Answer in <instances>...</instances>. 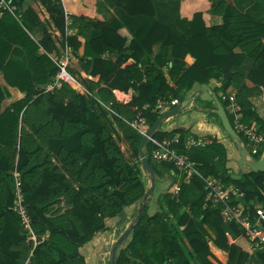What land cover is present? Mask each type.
Here are the masks:
<instances>
[{"label": "trees", "instance_id": "obj_1", "mask_svg": "<svg viewBox=\"0 0 264 264\" xmlns=\"http://www.w3.org/2000/svg\"><path fill=\"white\" fill-rule=\"evenodd\" d=\"M63 1L70 9V0H39L49 20L26 0H11L13 12L0 8V75L6 83H0V264H87L82 248L97 234L110 230L108 220L125 218L124 210L140 204L146 192L137 152L141 135L127 122L140 115L146 120L141 125L146 131L162 114L156 106L166 93L176 98L182 88L191 90L215 80L219 86L213 91L243 143L234 115L227 112L230 90L238 121L250 124L255 116V125L264 134V121L256 117L251 101L264 93V22L230 0H207L212 13L220 17L218 24L210 26L201 11L194 12L191 19L179 20L171 3L116 0L121 22L113 27L99 19L66 13ZM157 6L167 7L170 14L164 12L156 18ZM262 8L264 11V0ZM66 19L77 26L75 34H67ZM37 27L42 29L39 41L31 37ZM56 31L59 37L54 35ZM79 37L83 39L81 56L77 54L82 46ZM60 39L67 46L70 62L77 59L80 70L98 76L90 96L65 82L46 90L59 70L52 56L61 57L56 54L60 53ZM155 44L169 54L172 65L167 66L166 74L156 63L145 64ZM187 55L194 58L191 65L185 62ZM247 58L252 61L249 72L237 73ZM8 87L23 97L2 109L10 96ZM129 89L134 91L129 102L116 100L113 91L127 93ZM105 105L113 111L112 120L103 119ZM120 132L136 156L135 163L122 152ZM175 132L172 148L204 176L219 179L224 187H237L244 195L242 215L250 221L257 218L256 210L264 208V172L243 173L234 179L224 144L212 141L187 147L188 131ZM167 135L158 129L152 138L163 141ZM155 148L149 141L144 150L161 180L165 174L152 156ZM261 155L259 150L251 157L258 160ZM160 164L172 168L170 163ZM16 181L35 239L14 210ZM192 185L201 195L184 205ZM180 187L175 197V184L167 187L160 195L159 211L153 215L147 214L145 205L125 246L117 249L115 264H170L173 259L178 264L196 260L198 264H223L197 228L202 224L214 230L213 243L227 252L225 264H245L252 253L264 264V242L255 246L239 225L224 222L221 204L206 205V192L196 175ZM153 227L160 238L151 234ZM258 228L264 237V218ZM229 236L248 238L250 249L230 243ZM132 257L138 261L133 262Z\"/></svg>", "mask_w": 264, "mask_h": 264}, {"label": "crops", "instance_id": "obj_2", "mask_svg": "<svg viewBox=\"0 0 264 264\" xmlns=\"http://www.w3.org/2000/svg\"><path fill=\"white\" fill-rule=\"evenodd\" d=\"M212 1H213V3L214 2L216 3L220 0H212ZM230 1H232L234 4H236L238 6V8H240L241 10L248 12L254 19H256L260 22H264V11L262 8V0H230ZM115 2H116V0H70V9L66 8L64 1H63V4H64V9H65L66 13H74L76 15H83V16H87L89 18L99 19L101 21H105L108 24V26L110 25V26L114 27V26H117L121 22V18H120L118 10L116 8ZM157 2H159V4L171 3L172 6L175 7V9H173V12L176 13V18H178L179 20L191 19L194 12L201 11L203 13V18H204L207 26H210L212 24H218L220 22V17H217L212 13L211 2H209L207 0H179V1L178 0H157ZM155 3H156V0H155ZM26 4L32 5V6L36 5V7L38 6L40 9L39 10L40 16L42 18L49 20V15L45 11V9L40 5L39 0H26ZM157 8H158V6H157ZM164 12L170 14L171 10L168 9L167 7L163 8L162 6H160V8H158L156 18L160 17L162 15V13H164ZM66 29H67V34L73 35L77 32L76 31L77 26L72 25L69 19H66ZM120 33L129 37V34L125 29H121ZM54 35L59 37V33L57 31L54 32ZM41 36H42L41 27H37L31 33V37L35 41H39ZM78 40L82 43V46L77 50V54H78V56H81L83 54V39L79 37ZM58 49L60 52V53H56L58 55H60V54L62 55L64 53V51L67 49L65 42L61 39L58 40ZM71 52L72 51H70V53ZM168 55L169 54H167L166 49H164V47H162L161 44H155L152 48V54H151L150 58L147 61H145V64H148V63H154L155 64L156 63L162 69L164 74H166L167 73V66L170 67L172 65L171 62H168ZM185 62L187 65H191L194 62V58H192L190 55H187L185 58ZM251 65H252V61L247 58L244 61V63L242 64V66L236 70V72L240 73L242 75H247V73L249 72V70L251 68ZM68 70L77 79L79 86L83 90V92H81V93H86L87 95L90 96L91 95L90 91H91V89H93L92 84L94 82L98 81V79H99L98 76L94 77V76H91V75L87 74L86 72L80 70V67L78 66V63H77V59H71ZM0 83L2 85H6V83L3 80L1 75H0ZM170 83H171V81H170ZM171 84H173V83H171ZM208 86L213 90L214 87L219 86V83L216 82L215 80H211L210 83L208 84ZM199 87H200L199 85H196L191 90H186V89L182 88V89H180V92L176 98H172L171 93H166L165 97L160 99L157 103V104L161 103V105H162V108L159 111L160 112L163 111L161 113L164 114L166 111L173 109L174 107L179 105L181 103V101H183L185 98L192 97V96L196 95L197 92L199 91ZM8 90L10 92V96L5 99L2 109L11 105L14 102L20 100L23 97V94L15 88H9L8 87ZM113 93H114L115 98H116V96H118L121 99L124 98V101H122V102H125V103L129 102L131 100L132 96L134 95V91L132 89H129L127 93H123L120 91H113ZM233 94H234L233 90H230L229 96L232 97ZM175 99L177 100L178 104L172 106L171 101L175 100ZM116 100L119 101L117 98H116ZM212 101L213 100H212L211 95L208 92H203L199 97H197L194 101L191 102V105L188 108L181 111L176 116L162 121V123L158 129L163 131V132L168 133V135H167L168 137L166 140H169V141H173L176 138V132L175 131L177 129H182L184 131H188V133H189V135L185 141L186 143H189V141H191V140L201 141V140L206 139L209 141V143H211L212 141H217V142L224 144L227 148V161H228L227 165L230 168L232 178L239 179L243 173H248L246 171L247 167L242 162V160L239 156V153L235 147L234 141L233 142L231 141V139L228 137L229 135L223 129L219 118L216 119L212 115V113H214V109H215L214 104L210 105ZM251 101H252V104L254 106L253 109L255 111L256 117H258L264 121V93L262 95L254 97ZM104 108H105L104 110L106 112V117H103V116L102 117L106 121H109L107 119H111L110 118V112L107 109V107H104ZM227 112L231 113L229 111V109L227 110ZM238 118L237 119L235 118V121H238ZM251 123L255 124V116L251 119ZM235 127H236V123H235ZM119 136H120L119 145L121 146V149H122V152H123L125 158L129 162L135 163L136 162V156L134 155L132 148L126 142L125 137L123 136L122 132L119 133ZM245 141H246L247 145L244 143L243 144L245 145L246 149L248 146L252 150V146L247 142L246 138H245ZM209 143H207V144H209ZM263 143H264V141L258 147V151L261 150V152H262L261 157L264 155ZM207 144H205V145H207ZM205 145H203V146H205ZM171 147H172V145H171ZM174 151L176 152L175 149H174ZM249 152L252 155H254L251 151H249ZM249 152L247 149L248 158L251 160H255L251 157V154ZM161 162L170 163L172 165V168H169L168 165H161L160 164ZM157 164H159V166H158L159 171H161L163 174H165V177L161 180L160 179L155 180V182H154L152 191H151V193H150V195H149V197L145 203V205L147 206V214L148 215H153L156 211H159L160 195L167 190V187L169 185L175 184V187H178L180 190V188H181L180 185L181 184H188L189 179L191 177V175L188 176L186 173L179 171L171 162L158 161ZM139 170L142 174V178H143L144 182L146 183V191H147L151 187V179L148 176V174L144 171L142 166L139 168ZM207 177H211V176H207ZM211 178H214V177H211ZM214 179H216L222 185V183L219 179H217V178H214ZM172 182H174V183H172ZM203 187H204V184H203ZM222 187L224 189L235 188L238 190V188L235 187L234 185H228L227 187H224V185H222ZM204 190H205V188H204ZM187 191H188L187 194L183 198L184 205L193 203L194 201H196V199L199 197V195H201V192L198 191L195 187H193V185H192V187L190 186V188ZM205 192H206V196H205V200H206L207 191L205 190ZM178 193H179V191L177 193H175V188H174L173 197L177 196ZM232 201L234 203H232ZM240 201H241V199H240ZM207 202L208 201L206 200V205H209V204L212 205L210 202H209V204ZM230 203H231V205L235 206V205H237L238 200L235 198H232ZM139 205L140 204H138L137 206L134 205V206H130V207L126 208L124 210L125 218L122 219L120 217H116V218L108 220L106 222V224L109 227L112 224L113 225L116 224V229H114V232L117 230H121V232H124L127 229V227L129 226V224L132 222L134 217L136 216V214L138 212ZM215 206H217V204L212 205V208ZM262 209L264 210V208H262ZM242 211H244V208L242 209ZM221 214H222V212H221ZM223 220H224V222H228V223L234 222V221H226L224 218H223ZM259 220L260 219H258V218H254L252 221L248 220V224L250 227H255V229H256V228H258ZM128 222H130V223H128ZM234 223L237 224L236 222H234ZM197 228L200 230V232H202L205 239L207 240L209 250L212 252V254L221 263L225 264L227 261L228 255H227L226 251L219 249L213 243V239L215 237L214 230L206 224L198 225ZM241 228L243 229V235L248 236L247 233H245L244 228L243 227H241ZM151 234L154 237L160 238L159 231L154 227L151 229ZM130 235H131V233L128 235L126 240L118 248L125 246ZM97 236H99V235L97 234L96 237ZM96 237L92 240V242L89 245L86 246L85 252H83V255L86 258V262L88 261L87 260L88 259L87 254L90 253L93 246L96 245V240H97ZM228 239H229L230 243H235L244 249H250V247H251L250 246L251 243H250L249 239L245 238L243 236H241V237L229 236ZM117 249L115 251V256H116ZM132 260H133V262L138 261L134 257H132ZM178 262H179L178 259H173L170 261V264H178ZM87 264H88V262H87ZM193 264H198L197 260L193 261ZM245 264H262V263H261L260 259L258 258V256L255 253H252L248 256V259L245 262Z\"/></svg>", "mask_w": 264, "mask_h": 264}, {"label": "built area", "instance_id": "obj_3", "mask_svg": "<svg viewBox=\"0 0 264 264\" xmlns=\"http://www.w3.org/2000/svg\"><path fill=\"white\" fill-rule=\"evenodd\" d=\"M0 8H6L10 12H13L15 9L11 6V0H0ZM56 61L57 66L59 68L57 74L55 75L52 83L48 85L46 90H51L53 87H57L61 84V82H65L69 84L75 90L79 92H83L77 79L72 75L68 67L70 65V54L66 49L60 58L56 56H52ZM116 98L122 102L124 98L121 99L118 96ZM231 104L229 106V111L234 114L235 118L239 117L238 108L233 103V96L229 97ZM125 103V102H123ZM172 106L178 104L177 100L171 101ZM110 113L113 114V111L110 109L109 105H105ZM161 103L157 104L156 109L161 110ZM163 112V111H161ZM128 125L136 131L139 135L143 136L145 132L141 125L146 124V120L144 117L138 115L133 120L127 122ZM236 127L246 138L247 142L252 146L251 152L253 154L257 153L259 145L264 141V135L259 131V128L254 124H242L236 121ZM151 141L156 148L152 150V156L156 161H168L171 162L179 171L186 173L188 176L196 175L204 184V188L207 191L206 200L210 202L212 205L221 204L222 205V216L226 221H234L238 225L244 228L245 233L250 237L249 239L257 246L259 243L264 242V237L260 235L258 229L255 227H250L248 224V217L242 215V204L239 202L242 200L244 195L242 192L238 191L235 188L224 189L222 185L214 178L207 177L202 175L196 168L193 162L189 161L186 156L177 154L174 149L171 147L172 141L163 140L157 141L150 137L148 142ZM209 143L208 140L204 139L201 141L191 140L189 143H186L187 147L190 146H203ZM15 177H17V173H15ZM179 191L178 187H175V193ZM232 198L238 200L237 205H231L230 201ZM22 194L19 189V182L16 181V191H15V203L14 210L20 215L21 225L22 227L29 233L30 238L35 239L31 226L29 216L26 214L24 207L21 204ZM257 218L262 219L264 217V210L262 208H258L256 210Z\"/></svg>", "mask_w": 264, "mask_h": 264}, {"label": "water", "instance_id": "obj_4", "mask_svg": "<svg viewBox=\"0 0 264 264\" xmlns=\"http://www.w3.org/2000/svg\"><path fill=\"white\" fill-rule=\"evenodd\" d=\"M203 92H208L213 100L215 109L214 113L217 115V117L220 120V123L225 130V132L229 135V137L234 141L235 147L239 153V156L242 160V162L246 165L247 172H264V155L259 160H251L247 156V149L245 145L243 144L242 138L237 133L235 128L231 125L230 120L228 118V115L225 111V108L223 107L222 103L220 102L218 96L216 93L208 86V84H202L199 87V91L196 95L192 97L185 98L179 105L174 107L173 109H170L166 111L164 114H161L155 122L147 129L145 134L140 139V144L138 146L137 152L138 157L141 163V166L143 167L144 171L148 174V176L151 179V187L145 192L144 196L142 197L140 201V205L138 208V212L133 219V221L129 224L127 229L123 232L121 236L118 237L117 241L113 244V247L111 249V264H115L114 258H115V251L116 249L126 240L128 235L132 232L134 226L140 221L142 213L144 211L145 203L152 191L153 185L155 180H159V177L155 175V172L153 168L151 167L148 157L145 152V148L148 145V139L152 137V135L157 131V129L160 127L162 121L170 119L177 114H179L181 111L185 110L191 105V102L194 101L197 97H199Z\"/></svg>", "mask_w": 264, "mask_h": 264}, {"label": "rangeland", "instance_id": "obj_5", "mask_svg": "<svg viewBox=\"0 0 264 264\" xmlns=\"http://www.w3.org/2000/svg\"><path fill=\"white\" fill-rule=\"evenodd\" d=\"M130 222H128V223H130ZM114 229H116V224L115 225L112 224L110 226V231H107V232L100 234L99 236L96 237L97 238L96 245L93 246L90 253L87 252L88 253L87 254L88 255V259H87L88 264H110L111 248H112L113 244L117 241V238L123 233V232H121V230H117L114 232ZM86 246H84V248H82L83 252H85Z\"/></svg>", "mask_w": 264, "mask_h": 264}, {"label": "clouds", "instance_id": "obj_6", "mask_svg": "<svg viewBox=\"0 0 264 264\" xmlns=\"http://www.w3.org/2000/svg\"><path fill=\"white\" fill-rule=\"evenodd\" d=\"M142 137V136H141Z\"/></svg>", "mask_w": 264, "mask_h": 264}]
</instances>
